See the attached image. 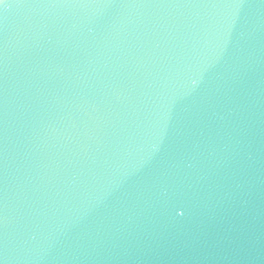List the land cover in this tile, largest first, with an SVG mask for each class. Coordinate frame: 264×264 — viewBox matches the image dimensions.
I'll use <instances>...</instances> for the list:
<instances>
[{"label":"water","instance_id":"1","mask_svg":"<svg viewBox=\"0 0 264 264\" xmlns=\"http://www.w3.org/2000/svg\"><path fill=\"white\" fill-rule=\"evenodd\" d=\"M0 264H264V0H0Z\"/></svg>","mask_w":264,"mask_h":264}]
</instances>
